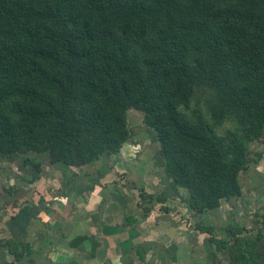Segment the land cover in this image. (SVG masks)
<instances>
[{"label":"trees","instance_id":"obj_1","mask_svg":"<svg viewBox=\"0 0 264 264\" xmlns=\"http://www.w3.org/2000/svg\"><path fill=\"white\" fill-rule=\"evenodd\" d=\"M131 110L194 217L242 198L248 150L264 138V0H0V158L37 173L33 155L94 165L141 132ZM139 198L150 213L169 197ZM195 230L210 237L212 264H264V216L227 227L228 240ZM0 246L25 258L15 240Z\"/></svg>","mask_w":264,"mask_h":264},{"label":"crops","instance_id":"obj_2","mask_svg":"<svg viewBox=\"0 0 264 264\" xmlns=\"http://www.w3.org/2000/svg\"><path fill=\"white\" fill-rule=\"evenodd\" d=\"M60 170L63 174H72L75 170L76 178L69 183L67 181L74 186V191L68 195L66 202L58 204L55 212L49 200L39 198L21 206L14 218L2 219L1 222L8 221L4 229L9 234L4 239L19 243L25 258L17 262L1 247L0 260L5 259L10 264L14 261V264H212L210 237L195 231L190 225L185 226L187 222H178L170 209L164 213L155 205L150 213L144 209L142 213L141 208L147 205L141 206L136 199H120V194L128 195L127 183L111 185L109 182L108 187L100 185L99 188L97 178H94L98 177V173L94 169ZM104 175L109 180L108 175ZM146 179L142 176L139 181L146 185ZM67 183L61 184L66 186ZM39 186L43 188L44 182ZM99 189L102 191L99 192ZM71 195L77 197L74 207L67 203ZM227 205L233 207L232 202H223L218 211L196 217L195 226L199 223L210 227L217 226L218 222L222 224L219 216L224 214ZM175 209L178 211V207ZM180 214L185 218L184 214ZM215 214L217 219H214ZM257 217L262 216L257 214ZM212 236L217 240H226V236L220 238L218 231H214ZM80 237H86L87 241L71 247L70 243Z\"/></svg>","mask_w":264,"mask_h":264},{"label":"rangeland","instance_id":"obj_3","mask_svg":"<svg viewBox=\"0 0 264 264\" xmlns=\"http://www.w3.org/2000/svg\"><path fill=\"white\" fill-rule=\"evenodd\" d=\"M128 117L130 130L141 127V132L138 135L132 136L130 141L123 146L120 154L105 156L100 162L91 166H85L81 169H94V172L96 171L95 173H98L99 178H94H97L96 184L99 185V188H103L105 185L108 187L109 182L111 185L118 183H120L119 185H124L127 183L126 188L132 190L126 189L127 196L123 194L118 195L123 201L125 199L124 197H127L136 199L139 202V194L142 189L148 194L154 193L155 195H159L167 190V193H169L168 204H160V202L156 203L154 201V204L151 205H157V207L166 206L173 212L172 215L177 217L178 222H187L185 226L190 225L195 230L196 217L193 216V212L189 209L187 193L173 186L174 184L165 173V166L160 155V145L155 131L145 125L140 113L131 110L128 112ZM248 151L251 163L247 171L240 177L243 196L238 201L232 202L233 207L229 205H227L228 207H224V214L219 216L222 224L218 222L217 226L216 224L212 226L214 231L219 232V236L221 235L220 238L226 236V239H231V234L226 231L229 226H239L252 230L256 220L259 219L257 214L264 216V138H261L256 143H252ZM33 157L37 158L43 164V174L37 173L28 167L22 156L0 158V242H6L4 238L9 234L4 229L5 226L7 227L6 223L8 221L6 223L1 222L2 219L14 218L19 213L21 206L33 202L35 199L38 200L39 198H42L43 201H45L44 199L49 200L51 203L50 207L55 212L58 209V204H61L64 200L66 202L68 195L74 191V186L68 183L71 179L76 178L75 170L72 174H63L60 169L64 168L53 166L50 163L49 156L33 155ZM54 171L56 173H53ZM103 174H105L104 176L108 175L109 180L104 178ZM44 175H48L49 177L47 178ZM142 176L147 178L148 183L146 185L139 181ZM168 179L170 182H168ZM43 182L44 187L41 188L39 185ZM64 182L67 183L66 186L61 184ZM163 184H165V189H163ZM154 188L155 190H153ZM9 191H12V193ZM101 191L99 189V192ZM43 193L45 196H43ZM70 198L71 200L67 203L73 206V202L77 197L71 195ZM173 200H177L178 202H172ZM176 207H178V211H176ZM141 209L143 213V208ZM180 213L184 214L185 218H182ZM214 216H216L214 219H217V214ZM199 224L201 225V223ZM203 225L201 226L205 228L210 227L205 226V224ZM255 235H248L247 238L253 239ZM2 249L4 250V248ZM22 260L24 259L22 258ZM0 264L10 263L3 259L0 260Z\"/></svg>","mask_w":264,"mask_h":264}]
</instances>
